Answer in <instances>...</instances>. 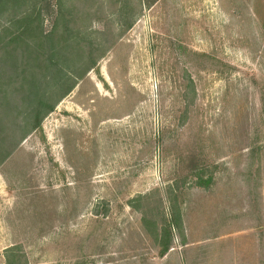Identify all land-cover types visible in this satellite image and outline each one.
Returning <instances> with one entry per match:
<instances>
[{
    "label": "rangeland",
    "instance_id": "rangeland-1",
    "mask_svg": "<svg viewBox=\"0 0 264 264\" xmlns=\"http://www.w3.org/2000/svg\"><path fill=\"white\" fill-rule=\"evenodd\" d=\"M56 5L0 13V47L23 12L41 30L17 68L0 49V264H264V0ZM43 34L81 77L19 141Z\"/></svg>",
    "mask_w": 264,
    "mask_h": 264
},
{
    "label": "trees",
    "instance_id": "trees-1",
    "mask_svg": "<svg viewBox=\"0 0 264 264\" xmlns=\"http://www.w3.org/2000/svg\"><path fill=\"white\" fill-rule=\"evenodd\" d=\"M25 0H0V13L4 10L5 6L12 5H19ZM61 0H55V3H57V7L60 5ZM32 17L29 14L22 13L19 16L7 21V25L3 27V29H10V31L6 34V40L3 42L2 47L0 49L4 51L5 56L2 57L3 60H10L12 61L10 67H16L21 61L19 58L20 53H22L23 48L27 50V47H29V43L27 42L26 37L30 33L34 32H41L38 31V22L35 21L34 25H31ZM128 25V24H127ZM63 32H68L67 39H71V35L73 37L79 36V33L74 32L71 28L65 27ZM41 40H43L39 47L46 48L44 49V55L43 56V63H46V66L44 69H46V73H50V79L53 81L54 90L59 89L58 92L55 94L54 98L52 100L49 97V94L51 92H54V90H50V87L52 84H50L49 80L45 78V73L43 76L44 79L41 77H35L32 76L29 80H23V82L20 84V86L23 85V83H26L27 89L22 94L21 100L23 102V111L25 117L24 126L20 130L19 138L20 141L24 136L29 133L31 130L36 128L41 118L49 111L52 110L54 105L57 103V101L68 94L70 90L74 87L76 80L80 78V74L77 73V68L74 66L70 68L67 64V71L64 68L66 65V62H71L72 60L65 58V55L63 53V50L65 49L62 44L58 45L55 44L52 41V38L50 34H43L42 37H40ZM79 42V40L76 39V44ZM72 44V43H71ZM35 45V44H34ZM67 40H66V47H67ZM35 46L38 47L36 44ZM10 48V49H8ZM37 53H35L36 55ZM33 56L30 58L31 60H34L35 57L38 59V56ZM24 61H27V58H24ZM28 63V62H27ZM29 64V63H28ZM64 64V65H63ZM64 67H63V66ZM95 65L94 60H90L87 62L86 66L83 68L82 73L87 72L90 68H92ZM68 68L70 70H68ZM15 72V71H14ZM76 73L75 75L73 73ZM24 77V74L26 73V69H21L17 74H21ZM72 79H71V78ZM11 77L7 79V82L0 83V92H1V100H0V106H5L6 108H11L13 104L9 103L8 100H5L6 93L3 90V87H8L11 83ZM67 80V84H66ZM70 80V82H69ZM48 83H47V82ZM8 104V105H7ZM15 143V145L19 142ZM14 144L12 146H15ZM12 149V147H9L8 149ZM8 149L3 152L0 155V161L5 158V156L10 153ZM210 182V177L202 178L200 175L196 176V184L200 186H206ZM178 216L172 215L170 216L169 221L167 222V225L162 226L161 230V239L163 235V239L161 242H159V250L158 254L159 256H163L165 252L168 250V242H169V236H170V228L177 227L178 226Z\"/></svg>",
    "mask_w": 264,
    "mask_h": 264
}]
</instances>
